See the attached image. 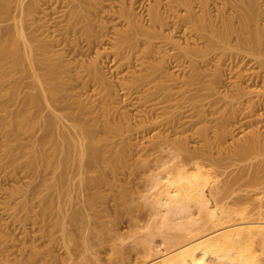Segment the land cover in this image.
I'll use <instances>...</instances> for the list:
<instances>
[{"label":"rangeland","instance_id":"374dc122","mask_svg":"<svg viewBox=\"0 0 264 264\" xmlns=\"http://www.w3.org/2000/svg\"><path fill=\"white\" fill-rule=\"evenodd\" d=\"M208 1L213 13L225 2ZM258 1L264 13V0ZM157 4V0H0V42L7 40L14 47L23 49L25 55L26 49L21 45L22 41H26L37 49L40 58L45 56L44 50L48 46V55L67 69L64 75L69 83L64 96L86 109L85 120L88 123L97 119L95 131L107 138L100 146L107 151L109 158L106 161H115L116 153L123 160L117 168H112L110 162H101L100 169L107 182L88 188L86 181L97 173V168L88 165L78 168L74 147L69 148V160L67 166L63 167L61 149H68L66 137L63 139L60 135V124L46 129L44 117L49 115L51 107L43 101L27 109V122L30 118L33 123L25 122V130L20 137L10 141L15 148L13 153L18 155L16 166L5 155L3 143L6 137L0 127V250L3 251L0 254L5 262L22 259L31 253L33 247H37L42 252L39 262L57 255L59 260L69 262L74 259L76 264L78 260H85L84 257L97 255L102 264H109V258L115 257L114 250L122 248L128 257L125 264H149L174 252V248L176 250L179 246L178 242L182 245L219 228L206 225L204 231H198L200 235L197 231H194L196 234L186 233L180 227L178 229L184 218L177 213L165 212L157 204L159 186L155 184L156 177L168 172L181 158L185 159L187 151L184 146L188 151H201L208 143V135L213 140L211 157L206 154L199 155L195 160L183 161L188 169H192L194 162L198 161L204 172L210 173L208 194L211 184L221 187L240 168L264 159V153H253L243 161L232 159L230 154L231 149H235L239 142L256 130L264 140V47L255 53L219 48L206 54L186 56L180 52V47L204 46L205 43L200 39L188 38L183 30L169 26L159 30L160 33L149 40L138 34L131 40L122 41V33L128 32L127 29L132 26L129 13L138 25L149 26L150 8ZM77 10L82 11V15H76ZM123 10H127L129 16H123ZM180 11L182 14L186 12L185 9ZM16 21H24L25 24L17 27ZM86 27H91L92 36L85 33ZM236 42L234 38L230 44ZM27 54L25 56L28 57ZM14 60V57L8 58L9 63ZM160 63L163 67L152 72V68ZM94 64L100 68L104 84L89 70L93 69ZM35 70L42 74L45 66L40 64ZM26 71L24 64L0 81V88L8 96L3 95L0 99L1 124L23 107L24 98L38 97V87ZM251 100L260 104L249 112ZM76 104L67 109L75 110ZM56 107V112L61 113L60 106ZM229 116L232 117L230 120ZM260 117L263 119L261 122L258 121ZM65 121V131L73 138L77 149L85 148L86 137L73 128L71 118ZM114 123L122 126L119 132L108 129ZM221 127H226V131ZM203 128L206 135L199 133ZM219 130L227 132L224 142L221 138V142H218L219 138L215 136ZM40 140L47 143L45 153L47 150L46 156L49 157H46V163L38 161L34 169L24 168L28 160L34 158L31 146ZM213 157H223V161L218 159L220 162H216ZM49 159L52 160L49 162ZM248 175L232 186L230 197L216 195L219 207L229 209L228 212H238H232V223L241 221V211H245L249 219L264 220V178L261 179L263 184L258 181L260 184L253 183L251 186L250 182L247 185ZM60 176L64 178V182L60 183L62 187L49 186ZM46 181L49 183L45 184ZM94 190L100 191L104 197L87 212L92 220L102 223L101 230L105 231L106 241L104 246L96 245L91 252L85 251L81 256L75 253L73 244H70L71 247L64 245L66 242L60 236L56 214L59 213L60 219L66 220L68 228L78 231L82 223L72 224L70 215L83 206L82 196ZM47 198L51 202L46 205ZM214 198L211 201L214 202ZM51 212L52 215L56 213L55 217ZM199 215L194 208L192 217L199 221ZM200 222L204 225L201 219L193 228L202 225ZM166 225L170 227L166 228ZM252 245L260 259L262 257L259 264H264V241L261 237H255Z\"/></svg>","mask_w":264,"mask_h":264},{"label":"bare ground","instance_id":"6f19581e","mask_svg":"<svg viewBox=\"0 0 264 264\" xmlns=\"http://www.w3.org/2000/svg\"><path fill=\"white\" fill-rule=\"evenodd\" d=\"M157 2L158 4L156 7L154 6L150 8L151 12L149 26H147L148 24L138 25L137 23H135L133 19H131V13L127 12V10H125L127 14L124 12V10L123 14L121 12L123 16L130 15V18L128 17L129 22L131 20L130 25L132 23V26L127 29V31H129L123 32L125 34L122 33V36L124 38V40L122 39V41H128L127 39L131 40L135 37V35L138 34L144 35L147 39L152 37L155 38L161 30H164V28H167L166 26H169L171 28L173 27V29L175 28L183 30V32L187 34L188 38L193 37L195 39H200L203 41V43H205L204 46L193 47L190 45V47L187 46L186 48L180 47V52H182L186 56L193 57L195 53L206 54V52H208L209 50H225V48H233L240 51L245 50L255 53L258 50L260 51L261 48L264 47V13L261 9V4H259L258 0H225L223 5H219V7L216 6L217 12L215 13H213V10L209 7L210 2L208 0H157ZM182 9L186 10L184 14H182L180 11ZM76 15H82V11L77 10ZM15 24L17 27H23L25 23L24 21H16ZM86 28L87 29L85 30V33L87 35H90L91 27ZM234 38L237 42L234 45H231L230 43ZM11 45L12 44H10V42H8L7 40H3L0 42V81L4 80L7 76L11 75L14 69L26 64V73L33 77L34 82L38 87L39 93L38 97L27 96L26 98H24L25 102L22 104L23 107L14 111L15 113L11 115L9 119H4L2 124L0 123V127H2V130H4V134L6 137V142L3 143V146L5 147V155H7V158L11 162H13L15 166L17 165L18 155L13 153L15 148L11 145L10 141L12 138L18 139L21 133L25 130L24 125H26L25 122H27V118L29 117H27V113L29 112H27V109L29 110L30 106H35L40 101H43L48 107H51V112L49 113V115H46L44 117L46 129L48 130L50 128H53V125L55 126V124H60V135L63 136V139H65L64 137H66L68 149H61V153H63V167H65L69 160V148L74 147L73 149L76 151L77 154L75 158V163L78 168H82L84 167V165L93 166L94 169L95 167L97 168V173L88 181H86V186L88 188H94L106 183L107 179L104 176V172H102L103 170L101 171L100 169V164L102 165L101 162L106 161L107 151L103 150L100 146L104 141L107 140V138L102 135H99L98 132L95 131L97 119L88 123L85 120V115L87 113L86 109L82 105H80V103L79 105L78 103H73L70 97L68 98V96H64V92L67 88L66 86L69 83H67V80L65 79L64 75L67 70L66 67H64L57 61H54L48 55V46L45 47L44 50V52L46 53L45 56L43 58H40L37 56V49L26 41H22L21 46L26 49V53H29L27 54L28 57L25 56V51V55L23 54V49L20 50L19 48H17V46L14 47L13 45ZM222 53L223 55H225L223 50ZM9 57L15 58L13 63L8 62ZM26 60L27 62H25ZM40 64H43L45 66V71L42 74L38 73L35 70V68ZM94 65V67L91 66L93 67V69L90 67L91 69L89 70H91L93 75L99 81H101V83L104 84L105 79L102 76V72L99 70L100 68L98 69V67H96L97 65ZM162 67L163 65L160 63L158 66L152 68V72L160 70ZM6 94H4L3 88H0V99L3 97V95L5 97H8ZM55 104L56 106H60L62 110L61 113L56 112V106L54 107ZM73 104L78 105L77 108L75 110H68L69 108L67 109V107H70V105ZM259 104V101H249V112L254 111L257 105L259 106ZM76 105H74V107H76ZM105 111H107V109ZM229 117L230 120L232 117ZM68 118H71L74 121L73 128L78 130L86 137L87 145L85 148L78 147L79 149H77V145L74 142L73 138L68 135L69 133L65 131L64 127L65 125L67 126V124L66 121L64 122V119L66 120ZM262 120L263 119H261V117L258 118V121L261 122ZM32 121L29 118V122H27V124H32ZM236 123H238V121ZM222 127L221 129L223 131H226V127ZM108 129L112 132H119L122 129V126L118 123H114L110 124L108 126ZM200 130V135H204L206 132L204 128ZM219 131L221 134L219 133ZM219 131L216 133L215 136L216 138H219L217 139L218 142H221V139L222 142H224V138H226L225 136L227 135V132L223 133L221 130ZM258 131L259 130L252 132L250 136L244 138L241 142H239L238 145H236L235 149H231L232 151L230 154L233 156L232 159L239 158L237 160L240 161L253 153H264L263 136ZM217 134L220 137H218ZM208 136V139L205 138L206 140H208V146L207 144H205L207 148L204 146L206 150L204 148V151H188V148L184 146V150L187 151V153H185L184 155L185 159L181 158L179 162L175 163L172 167L169 168L168 172L161 175L158 174L159 177H156L155 180V184L159 186V188L157 189V204L159 207L164 208L163 210L165 212L167 211L175 214H180V216L184 218V221H181L179 225L177 224L178 229L180 227L182 230L187 231L186 233H194V231H197V233L200 235V233L205 230L204 227L206 225H211V228H219L211 233L198 236L196 238L194 237V240H186L189 242H183L182 245L180 242H178L179 246L178 248H176V250L174 248V252L172 251L173 253L171 252V254L158 258V260L149 264H259V261L262 259V257L260 259V257L256 254L254 248L252 247V243H254L255 237H261V239L264 241V220L249 219L246 216L247 213L245 211H241L239 213V215H241V221L237 223L230 222L231 218L233 219V217L231 216H234V214L238 212H235L236 210H232L233 213L235 212L233 214L231 210L228 212L227 210L229 209H225L223 208V206L219 207L216 203V195L219 196V194H221L222 198L230 197V195H232L231 190H233V187L236 185V183L239 184V180H243V178L246 177V174L250 175V177H248L247 185H249V182L251 183V186L255 183L256 185L260 184L259 182H262L264 178V159L260 160L255 164L253 163V165L251 166L248 165L247 167V165H245L246 167L244 166L243 168H240L239 170H237L236 175H233L232 177L226 179L223 183V186L221 187L213 186L211 184L212 187L209 189L208 194L207 189L209 188V185L211 183L210 173L204 172L201 163L198 161L194 162V166L192 167V169H188L185 163L183 162L188 160H195L199 155H210V150L212 149L211 147L214 143L212 142L213 140L209 139ZM45 143L46 140H40V142L35 143L33 144V146H31V151L34 154V158H32L30 161L28 160L24 168L27 167L29 170L34 169L38 161H45L46 159H48L46 158L49 157L46 156V153L48 151L46 150L45 153ZM182 146L183 144H181V147ZM211 156L212 155H210V157ZM114 157L116 159L115 161L109 160L110 163L108 161L106 162H108L112 168H117L123 163V160L118 153H116ZM225 157L224 159H226ZM212 159L216 162L218 161V159H222L223 161V157H218V159H216V157H213ZM51 160L52 159H49V162ZM220 160L218 162H220ZM48 164L49 163H47V165ZM63 179L64 178L60 176L58 180L49 184V186H61L60 183L63 181ZM48 183L49 182L47 181L45 182V184ZM241 185H239V187ZM244 185H246L245 182ZM212 195L213 197H215L214 200L216 199L214 202L211 201L213 199V197L211 199ZM123 196L124 195L122 194L121 200L123 199ZM82 197V201L84 203L83 206L75 209L70 215V221L72 224H78V222L81 221L80 223H82V226L78 231H72L70 228H68V226L66 225V220H64L63 218L60 219L59 213H54V215H52V212L50 213L53 217H55L56 214V224L58 225V227H60L61 231L60 236H62V239H65L64 242H66L64 243V245L66 246V244H68L69 246L70 244H73L72 246L75 247V253L81 256L84 255L85 251H90L91 249H94L96 245L104 246L103 244H105L106 241L105 231L101 230L102 223L99 221L92 220L90 214L87 212V209H94L97 201L103 198L104 195L100 191L94 190L93 192L86 193ZM49 202H51V200H48V198L45 199L46 205L49 204ZM26 206L28 209L29 206ZM194 208L198 210L200 214L199 216H201L200 220H204V225L200 222L199 224L202 225H198L195 228H193V226L197 225L200 220L198 221L197 219H194L192 217ZM43 209L45 208H42V210ZM163 213L161 212V214ZM162 216L166 217L164 215ZM158 222L157 224H160V227H162V229H165V227L163 228L164 225L161 226V223ZM229 222L231 224H229ZM155 223L154 226H156ZM165 224H167V219L165 221ZM171 226L173 227V225ZM167 227H170V225H166V228ZM162 229L160 230L164 231ZM0 251H2V249ZM0 253H3V251ZM114 253L115 254L113 255L115 257H110V260L107 261L109 264L126 263V260L128 258H126L127 253L125 252V254L122 248H116L114 250ZM18 256L21 255L18 254ZM53 256H51V258L47 256L48 258H44V260H41V262H39L42 257V252L37 247H33L31 253L28 254L25 258L23 257L22 253V259H13L12 262L9 260L10 263L5 262V259L1 257L0 254V264H74L76 261H74V259H71L69 260V262H66V260L64 261V259L59 260V256L57 255V257ZM96 256H92L93 258L84 257L83 259L85 260H78L76 264H102L101 258L100 261L99 257Z\"/></svg>","mask_w":264,"mask_h":264}]
</instances>
